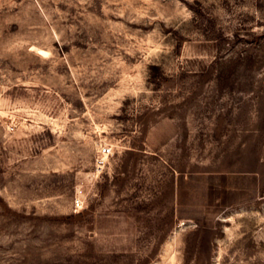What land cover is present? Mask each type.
Returning a JSON list of instances; mask_svg holds the SVG:
<instances>
[{
  "label": "rangeland",
  "instance_id": "374dc122",
  "mask_svg": "<svg viewBox=\"0 0 264 264\" xmlns=\"http://www.w3.org/2000/svg\"><path fill=\"white\" fill-rule=\"evenodd\" d=\"M0 264H264V0H0Z\"/></svg>",
  "mask_w": 264,
  "mask_h": 264
},
{
  "label": "built area",
  "instance_id": "2783aa9c",
  "mask_svg": "<svg viewBox=\"0 0 264 264\" xmlns=\"http://www.w3.org/2000/svg\"><path fill=\"white\" fill-rule=\"evenodd\" d=\"M99 153L101 154V156H107V155H109L110 153H111V148L109 147V146H102L101 148H100V151H99ZM82 204V201L80 200V199H76L75 201H74V206L75 207H78V206H80Z\"/></svg>",
  "mask_w": 264,
  "mask_h": 264
},
{
  "label": "bare ground",
  "instance_id": "6f19581e",
  "mask_svg": "<svg viewBox=\"0 0 264 264\" xmlns=\"http://www.w3.org/2000/svg\"><path fill=\"white\" fill-rule=\"evenodd\" d=\"M36 51V50H35ZM37 51H38V49H37ZM39 51L41 52V53H43V54H45L46 53V51L45 50H42V49H39ZM39 51H38V53H39ZM48 54V53H47ZM45 56V55H44Z\"/></svg>",
  "mask_w": 264,
  "mask_h": 264
}]
</instances>
